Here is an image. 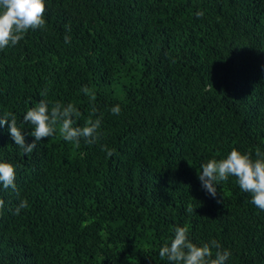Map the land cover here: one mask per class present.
I'll return each instance as SVG.
<instances>
[{
  "label": "trees",
  "instance_id": "trees-1",
  "mask_svg": "<svg viewBox=\"0 0 264 264\" xmlns=\"http://www.w3.org/2000/svg\"><path fill=\"white\" fill-rule=\"evenodd\" d=\"M46 3V28L0 51V117L19 126L41 99L71 102L82 127L94 104L102 135L76 147L57 134L26 154L0 126V161L17 166V190L0 185V264H168L159 249L176 226L217 240L226 264H264V211L234 177L213 198L197 175L233 148L264 151V0Z\"/></svg>",
  "mask_w": 264,
  "mask_h": 264
},
{
  "label": "clouds",
  "instance_id": "clouds-1",
  "mask_svg": "<svg viewBox=\"0 0 264 264\" xmlns=\"http://www.w3.org/2000/svg\"><path fill=\"white\" fill-rule=\"evenodd\" d=\"M47 11L46 0H0V51L15 47L30 31L45 29ZM195 15L202 18L204 12L198 11ZM66 28L71 31L70 26L66 25ZM64 42L70 43L71 37L65 35ZM81 91L91 101L96 100L95 93L87 86H83ZM46 95V92H41L42 97ZM110 111L113 115H119L122 109L116 104ZM97 113L98 109L93 104L84 126H74L82 117L74 103L64 104L60 101L50 103L46 99H41L28 109L19 126L16 116L11 112L0 117V126L8 125L9 134L15 145L26 154H31L38 142L53 138L57 134L65 142L76 147L80 146L82 139L88 145L98 144L102 135L103 114ZM25 124L31 125V131L28 133L34 138L31 143L25 138ZM101 150L105 151L108 157H112L116 152L107 145H101ZM197 175L202 188L213 198L217 195L218 185L234 177L240 190L250 194L251 203L260 211H264V151L259 147L255 149L254 156L251 151L242 152L233 148L226 157L212 158L203 163L197 170ZM16 177L17 166L11 162L0 161V185L15 192ZM28 207V200L21 199L14 207L13 215H20L21 210ZM4 209L5 201L0 199V217L3 216ZM192 210V205L189 204L186 211ZM159 257L161 260L166 259L168 264H226L231 257V251L223 249L215 239L203 244L194 243L190 239L187 226H176L171 240L166 241L159 249Z\"/></svg>",
  "mask_w": 264,
  "mask_h": 264
}]
</instances>
